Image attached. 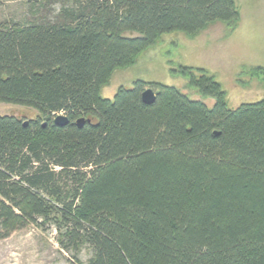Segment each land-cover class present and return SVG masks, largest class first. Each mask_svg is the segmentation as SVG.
<instances>
[{
    "label": "trees",
    "instance_id": "1",
    "mask_svg": "<svg viewBox=\"0 0 264 264\" xmlns=\"http://www.w3.org/2000/svg\"><path fill=\"white\" fill-rule=\"evenodd\" d=\"M33 2L0 23V104L38 112L0 116V240L56 229L69 264H264V99L231 109L186 67L212 108L142 80L102 95L161 36L237 24V0Z\"/></svg>",
    "mask_w": 264,
    "mask_h": 264
},
{
    "label": "rangeland",
    "instance_id": "2",
    "mask_svg": "<svg viewBox=\"0 0 264 264\" xmlns=\"http://www.w3.org/2000/svg\"><path fill=\"white\" fill-rule=\"evenodd\" d=\"M33 1L38 0H0V23L29 22ZM60 1L39 0L37 6L48 3L47 8L56 11ZM237 7L240 17L235 25L216 23L195 35L174 32L161 36L139 56L135 66L118 70L107 88L117 91L123 84L132 87L137 80L159 83L212 108L214 100L203 98L190 87L188 79L172 75L173 70L179 72L186 67L196 70V78L201 76L197 70L202 69L218 82L231 109L264 99V75L259 72L264 69V0H237ZM121 72L127 75L119 77ZM13 113L28 119L38 115L31 108L0 104V116ZM91 256L92 250L85 247L79 259L88 264ZM71 257L62 251L56 229L45 233L30 226L0 240V264H69Z\"/></svg>",
    "mask_w": 264,
    "mask_h": 264
},
{
    "label": "water",
    "instance_id": "3",
    "mask_svg": "<svg viewBox=\"0 0 264 264\" xmlns=\"http://www.w3.org/2000/svg\"><path fill=\"white\" fill-rule=\"evenodd\" d=\"M142 100L145 104L147 105H152L156 102V95L155 93L153 92V90L151 89H148L146 90L143 94H142ZM68 119L64 116H58L56 119H55V124L58 125V126H65L68 124ZM84 120H80L77 122V126L79 127H82L83 124H84Z\"/></svg>",
    "mask_w": 264,
    "mask_h": 264
},
{
    "label": "crops",
    "instance_id": "4",
    "mask_svg": "<svg viewBox=\"0 0 264 264\" xmlns=\"http://www.w3.org/2000/svg\"><path fill=\"white\" fill-rule=\"evenodd\" d=\"M126 70H127V69H126ZM117 71H118V70H117ZM117 71H115L114 74H116ZM114 74H113V76H114ZM118 75H119V77H125L127 74L121 72V73H119ZM113 76H112V77H113ZM120 87H121V86H120ZM120 87H119V88H120ZM122 87H125V85L123 84ZM128 87H129V86H128ZM103 90H104V93H103L104 96H103V97H104V98H107V99H113V97L116 95V93H117V91H118V90L116 91L115 88H113V89H112V88H107V86H105V87L102 89V91H103Z\"/></svg>",
    "mask_w": 264,
    "mask_h": 264
}]
</instances>
